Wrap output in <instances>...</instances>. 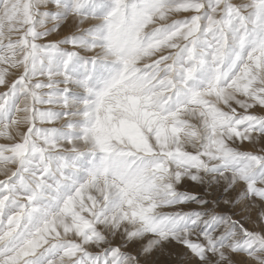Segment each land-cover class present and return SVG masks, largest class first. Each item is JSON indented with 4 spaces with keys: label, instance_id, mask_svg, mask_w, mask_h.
<instances>
[{
    "label": "snow or ice",
    "instance_id": "6c2138e0",
    "mask_svg": "<svg viewBox=\"0 0 264 264\" xmlns=\"http://www.w3.org/2000/svg\"><path fill=\"white\" fill-rule=\"evenodd\" d=\"M175 246L264 264V0H0V264Z\"/></svg>",
    "mask_w": 264,
    "mask_h": 264
},
{
    "label": "rangeland",
    "instance_id": "374dc122",
    "mask_svg": "<svg viewBox=\"0 0 264 264\" xmlns=\"http://www.w3.org/2000/svg\"><path fill=\"white\" fill-rule=\"evenodd\" d=\"M255 215V214H253ZM248 227H251V225H246ZM183 249L179 246L170 247L169 252L172 253V255L168 254H158L157 260L158 264H194V262H185L180 258L178 253H183Z\"/></svg>",
    "mask_w": 264,
    "mask_h": 264
}]
</instances>
